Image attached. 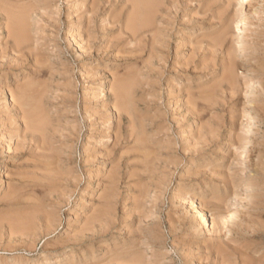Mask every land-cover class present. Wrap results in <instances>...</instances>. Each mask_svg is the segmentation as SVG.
Returning <instances> with one entry per match:
<instances>
[{
	"label": "rangeland",
	"instance_id": "374dc122",
	"mask_svg": "<svg viewBox=\"0 0 264 264\" xmlns=\"http://www.w3.org/2000/svg\"><path fill=\"white\" fill-rule=\"evenodd\" d=\"M133 2L0 0V264H264V0L163 1L135 38Z\"/></svg>",
	"mask_w": 264,
	"mask_h": 264
},
{
	"label": "bare ground",
	"instance_id": "6f19581e",
	"mask_svg": "<svg viewBox=\"0 0 264 264\" xmlns=\"http://www.w3.org/2000/svg\"><path fill=\"white\" fill-rule=\"evenodd\" d=\"M8 1V0H7ZM17 1V0H16ZM23 1V0H22ZM163 1H166V2H169V0H134V2H133V19H132V21L131 22H133V23H131V25H130V27H129V30H130V32H131V35H132V37L133 38H135V37H137V36H139L140 34H141V32L144 30V28H146V27H149L151 24H152V21H153V19L157 16V14H159V12L161 11L160 10V8L163 6ZM12 2V1H11ZM13 2H15V1H13ZM248 2L249 3H251V0H248ZM16 3V2H15ZM248 3V4H249ZM2 4V3H1ZM12 4H14V3H12ZM18 4V3H17ZM16 4V5H17ZM29 4H31V2H29ZM4 5V4H3ZM21 5V4H20ZM164 5H165V3H164ZM175 5V4H174ZM7 7H8V5H6ZM18 6V5H17ZM16 6V7H17ZM2 8V10H4V12L6 13V17H7V19H8V21H9V25L10 24H12V25H17L18 27L20 26V24H22V22H23V20H22V12H15V11H12V10H9L8 8H4V7H1ZM171 10V9H170ZM23 11V10H22ZM97 11V10H96ZM25 13V12H24ZM162 15H163V13H162ZM3 18V17H2ZM30 18V17H29ZM245 18V17H244ZM2 22V21H1ZM244 22V21H243ZM3 23V22H2ZM159 23V22H158ZM29 24V23H28ZM129 24V23H128ZM163 25V24H162ZM158 26V25H157ZM242 26H243V24H242ZM16 28V27H15ZM15 28H13L12 27V34H11V37H13L14 38V40H15V42L16 43H19L20 41H23L22 39H20V31L19 30H16ZM157 28H161V27H157ZM243 28V27H242ZM157 30V29H156ZM219 32V31H218ZM242 33V32H241ZM157 35V34H156ZM183 35V34H182ZM151 36H153V35H151ZM160 37H161V35H160ZM183 37V36H182ZM19 39H20V41H19ZM25 40V39H24ZM19 41V42H18ZM28 41V40H27ZM90 41V40H89ZM147 41V40H146ZM156 42V41H155ZM161 42V41H160ZM180 42V41H179ZM181 42H182V40H181ZM15 43V44H16ZM88 43V42H87ZM140 43H142V42H140ZM90 44V43H89ZM157 44V43H156ZM160 44V43H159ZM7 45V44H6ZM178 45H179V43H178ZM9 46V45H8ZM160 46V45H159ZM182 45L180 44L178 47H181ZM10 47V46H9ZM5 48V47H4ZM84 48V47H83ZM1 49V48H0ZM6 49H8L7 47H6ZM91 49V48H90ZM160 49V48H159ZM9 50H10V48H9ZM161 50V49H160ZM151 51V50H150ZM89 52V51H88ZM239 52H240V54L241 55H243V51H242V49L240 48L239 49ZM5 53V52H4ZM8 53H10V52H8ZM12 53V52H11ZM6 54H7V52H6ZM153 54H155L156 55V53H153ZM162 54V53H161ZM3 55V54H2ZM21 54H19V56H20ZM24 55V54H23ZM82 55V54H81ZM158 55V54H157ZM160 55V54H159ZM158 55V56H159ZM6 57V56H5ZM8 57V56H7ZM12 57V56H11ZM18 57V56H17ZM25 57V56H24ZM16 58V57H15ZM263 58V57H262ZM25 59V58H24ZM23 59V60H24ZM26 60V59H25ZM23 62V61H22ZM83 63V62H82ZM42 66V65H41ZM263 71H264V68H263ZM149 73V72H148ZM147 73V74H148ZM260 73V72H259ZM35 76V75H34ZM117 77V76H116ZM264 77V76H263ZM260 78V77H259ZM114 80V79H113ZM264 80V79H263ZM169 82V81H168ZM23 83V82H22ZM30 84V83H29ZM103 85L102 86H104V84H105V81L102 83ZM31 85H33V84H31ZM259 85V84H258ZM101 86V87H102ZM108 86V85H107ZM101 87H100V89H101ZM261 87H263V86H261ZM16 88V87H15ZM28 88V87H27ZM30 88V87H29ZM22 89V88H21ZM128 89H129V86H124L122 83H121V80H116L115 82H114V85H113V87H112V91H113V94H114V97H115V100H116V104H117V111H118V116H119V118L122 116V112H127V102H126V98H127V96H128ZM11 91V90H10ZM27 91V90H26ZM26 91L25 90H19L18 92H16V94L14 95V98H15V100L18 102V104H19V106L20 107H26V106H28L29 105V100H28V98H27V95H26ZM144 91V90H143ZM264 91V90H263ZM31 92V91H30ZM34 93V92H33ZM41 93V92H40ZM100 94V93H99ZM177 94V93H176ZM247 94V93H246ZM95 95V94H94ZM173 96V95H172ZM246 96V98H244V100L245 99H247L248 98V96L247 95H245ZM244 96V97H245ZM12 97H13V95H12ZM37 97V96H36ZM209 97V96H208ZM32 98V97H31ZM93 98V97H92ZM98 98V97H97ZM176 98V97H175ZM41 99V98H40ZM43 99V98H42ZM132 99V98H131ZM7 100V99H6ZM34 101V100H33ZM94 101H96L95 99H94ZM186 101V100H185ZM211 101V100H210ZM38 102V101H37ZM42 102V101H41ZM173 102V101H172ZM175 102V101H174ZM190 102V101H189ZM189 102H187V104L189 103ZM9 103V102H8ZM36 103V102H35ZM246 103H247V101H246ZM13 104V103H12ZM33 104V103H32ZM173 104V103H172ZM196 104V103H195ZM14 105V104H13ZM16 105V104H15ZM186 105V104H185ZM192 105V104H191ZM10 106V105H9ZM18 106V107H19ZM33 106V105H32ZM38 106V105H37ZM174 106H175V104H174ZM187 106V105H186ZM185 106V107H186ZM190 106V105H189ZM195 106V105H194ZM198 107H199V105H197ZM14 107V106H13ZM35 107H36V105H35ZM51 107V106H50ZM47 109H48V107H46ZM51 108H53V107H51ZM189 108V107H188ZM193 108V107H192ZM262 108V107H261ZM16 109V108H15ZM133 109V108H132ZM186 110H188V109H186ZM249 110V109H248ZM18 111V110H17ZM50 111V110H49ZM129 111V110H128ZM189 111V110H188ZM188 111H187V113H188ZM200 111V110H199ZM203 111V110H202ZM36 110H31V109H28V110H25L24 111V116H23V120H24V123H25V126H26V128H27V130H29L30 132H32V133H35V134H37V135H41V134H43V132H44V125H45V119L43 118V117H41V114L40 113H38V112H36ZM189 112H191V111H189ZM197 112V111H196ZM246 112H247V110H246ZM249 113H247L248 115L250 114V111H248ZM16 113V112H15ZM18 113V112H17ZM20 113V112H19ZM22 113V112H21ZM42 113V112H41ZM50 113V112H49ZM129 113V112H128ZM46 114V113H45ZM200 114V113H199ZM48 115H50V114H48ZM56 115V114H55ZM247 115V116H248ZM249 118H250V116H248ZM16 118V117H15ZM251 118H252V116H251ZM10 119H12V118H10ZM14 119V118H13ZM20 119V118H19ZM58 120H59V118H57ZM61 119V118H60ZM9 120V119H8ZM8 120H7V122H8ZM4 121V120H3ZM18 121V120H17ZM22 121V120H21ZM61 121V120H60ZM59 121V122H60ZM58 122V123H59ZM62 122V121H61ZM60 122V123H61ZM24 123H22V124H24ZM53 122H51V124H52ZM57 123V124H58ZM56 124V125H57ZM48 126V125H47ZM59 126V125H58ZM63 126V125H62ZM216 126V125H215ZM66 127V126H65ZM211 127V126H210ZM132 128V127H131ZM208 128V127H207ZM209 129V128H208ZM50 130H52V129H50ZM56 130V129H55ZM62 130V129H61ZM63 130H67V129H63ZM22 131V130H21ZM90 131H88V133H89ZM92 132V131H91ZM6 133V132H5ZM59 133V132H58ZM57 133V134H58ZM61 133V132H60ZM93 133V132H92ZM21 134V133H20ZM70 134V133H69ZM68 134V135H69ZM4 135V134H3ZM50 135H51V133H50ZM56 135V134H55ZM62 135V134H61ZM71 135V134H70ZM69 135V136H70ZM87 135V134H86ZM143 135V134H142ZM52 136V135H51ZM64 136V135H63ZM72 136V135H71ZM45 137V136H44ZM59 138V137H58ZM87 138V142L85 143L86 144V146L84 147V150H85V152L84 153H88L86 150H89V149H91V148H93L92 146L93 145H91V144H93V141H92V139H91V137H90V135L88 134V137H86ZM144 138H145V135H144ZM60 139H62L61 138V136H60ZM59 139V140H60ZM78 139V138H77ZM99 139V138H98ZM95 140H97V139H95ZM27 141V140H26ZM41 141V140H40ZM39 141V142H40ZM65 141V140H64ZM101 141V140H100ZM147 141V140H146ZM39 142H38V144H39ZM63 142V141H62ZM71 142V141H70ZM102 142V141H101ZM41 143H43V142H41ZM48 143V142H47ZM52 143V142H51ZM54 143H57V142H54ZM73 144V143H72ZM84 144V145H85ZM98 144H100V143H98ZM35 145V144H34ZM60 144H58L57 146H59ZM96 145V144H95ZM51 146V145H50ZM61 146V145H60ZM46 147V146H45ZM53 146H51V148H52ZM56 147V146H55ZM54 147V148H55ZM54 148H52V149H54ZM96 148V147H95ZM56 149H58V147L57 148H55V150ZM155 149V148H154ZM62 150V149H61ZM92 150V149H91ZM102 150V149H101ZM42 151H45V150H42ZM90 152V151H89ZM45 153V152H44ZM57 153H58V151H57ZM64 153V152H63ZM103 153V152H102ZM86 154H85V156H86ZM96 155H97V152L95 153ZM100 154H101V152H100ZM133 154V153H132ZM131 154V155H132ZM200 154H202V153H200ZM137 155V154H136ZM222 155V154H221ZM53 156H55V155H53ZM57 156V155H56ZM92 156V155H91ZM98 156V155H97ZM166 156V155H165ZM200 156V155H199ZM151 157V156H150ZM202 157V156H201ZM201 157H199L200 159H202ZM61 158H62V156H61ZM65 158V157H64ZM89 158H90V156H89ZM137 158V157H136ZM135 158V159H136ZM146 158V157H145ZM144 158V159H145ZM197 158V157H196ZM43 159V158H42ZM212 159V158H211ZM57 160V159H56ZM59 160V159H58ZM143 160V159H142ZM198 160V159H197ZM202 160H204V159H202ZM207 160V159H206ZM42 161V160H41ZM51 161V160H50ZM91 161V160H90ZM191 161V160H190ZM200 161V160H199ZM53 162H55L54 160H53ZM58 162V161H57ZM61 162H62V160H61ZM138 162V161H137ZM192 162V161H191ZM194 162H195V159H194ZM197 162V161H196ZM204 162V161H203ZM215 162V161H214ZM46 163V162H45ZM52 163V162H51ZM140 163V162H139ZM202 163V162H201ZM213 163V162H212ZM41 164H42V162H41ZM102 164L104 165V163L102 162ZM194 164V163H193ZM165 165V164H164ZM44 166V165H43ZM49 166H51V165H49ZM53 166V165H52ZM54 167H56V166H54ZM141 167V166H140ZM165 167V166H164ZM52 169V168H51ZM162 169V168H161ZM40 170V169H39ZM42 170V169H41ZM50 170V169H49ZM90 170V169H89ZM135 170V169H134ZM138 170V169H137ZM136 171V170H135ZM42 172V171H41ZM47 172V171H46ZM165 172V171H164ZM168 172V171H167ZM87 173V172H86ZM110 174V173H109ZM156 174V173H155ZM96 175V174H95ZM43 176V175H42ZM112 176V175H111ZM114 176V175H113ZM97 177V176H96ZM95 177V178H96ZM111 180V179H110ZM109 180V181H110ZM118 180V179H117ZM164 180V179H163ZM98 181V180H97ZM41 182V181H40ZM115 182V181H114ZM100 183V182H99ZM99 183L97 184V185H99ZM110 182H108V184H109ZM158 185V184H157ZM0 186H1V183H0ZM88 186V185H87ZM86 186V187H87ZM101 186H102V184H101ZM112 186V185H111ZM115 186V185H114ZM113 186V187H114ZM245 186V185H244ZM247 186V185H246ZM18 187V186H17ZM34 187V186H33ZM89 187V186H88ZM110 187V186H109ZM158 188V187H157ZM11 189H13V188H11ZM85 189V188H84ZM48 190V189H47ZM89 190V189H88ZM179 190V189H178ZM85 191V190H84ZM178 192H180V191H178ZM90 193V192H89ZM88 193V194H89ZM142 193V192H141ZM144 193V192H143ZM176 193H177V191H176ZM182 193H183V190H182ZM85 194V193H84ZM87 194V193H86ZM105 194H107V193H105ZM104 194V195H105ZM146 194H148V193H146ZM145 194V195H146ZM178 194H180V193H178ZM60 195V194H59ZM100 195V194H99ZM103 195V196H104ZM177 195V194H176ZM181 195V194H180ZM69 196V195H68ZM102 196V197H103ZM187 196V195H186ZM63 197H64V195H63ZM84 197H86V196H84ZM110 197H111V195H110ZM137 197V196H136ZM60 198H62V197H60ZM68 198V197H67ZM143 198V197H142ZM99 199H101V198H99ZM105 200V199H104ZM112 199H110L109 201H111ZM36 201V200H35ZM59 201V200H58ZM100 201V200H99ZM114 201V200H113ZM112 201V202H113ZM191 201V200H190ZM56 202V201H55ZM89 202V201H88ZM106 202V201H105ZM104 202V203H105ZM135 202V201H134ZM87 203V202H86ZM85 203V204H86ZM43 204V203H42ZM41 204V205H42ZM77 205L79 204L78 202L76 203ZM93 204V203H92ZM99 204V203H98ZM97 204V205H98ZM107 204V203H106ZM49 205V204H48ZM76 205V206H77ZM87 205V204H86ZM113 205H114V203H113ZM132 205V204H131ZM43 206V205H42ZM41 206V207H42ZM102 206V205H101ZM106 206V205H105ZM34 207V206H33ZM44 207V206H43ZM103 207V206H102ZM107 207V206H106ZM105 207V208H106ZM109 207H110V205H109ZM114 207V206H113ZM131 207V206H130ZM52 208V207H51ZM80 208V207H79ZM84 208V207H83ZM96 208V207H95ZM53 209V208H52ZM39 210H41V209H39ZM87 210V206H85V209H84V213H85V211ZM90 210V209H89ZM89 210L88 211H86V212H89ZM196 210V209H195ZM23 211V210H22ZM46 211V210H45ZM44 211V212H45ZM96 211H98V210H96ZM100 211V210H99ZM106 211V210H105ZM129 211V210H128ZM41 212H43V211H41ZM197 212V211H196ZM36 213V212H35ZM78 213H79V209L77 208V210H76V207L74 208V211H73V213H71V215H78ZM82 213V212H81ZM90 213V212H89ZM98 213V212H97ZM44 214V213H43ZM93 214H94V212H93ZM101 214H103V213H101ZM196 214V213H195ZM201 214V213H200ZM200 214H199V216H200ZM219 214H221V213H219ZM25 215V214H24ZM46 215V214H45ZM70 215V216H71ZM83 215V214H82ZM82 215H81V217H82ZM204 215H205V213H204ZM231 215V214H230ZM48 216V215H47ZM46 216V217H47ZM70 216L68 217V222L67 223H73L72 221H70ZM80 216V215H79ZM96 216V215H95ZM198 216V215H197ZM38 217V216H37ZM36 217V218H37ZM45 217V218H46ZM54 217V216H53ZM74 217V216H73ZM84 217V216H83ZM87 217V216H86ZM102 217H104V215L102 216ZM202 217H203V215H202ZM121 218V217H120ZM228 218V217H227ZM226 218V219H227ZM48 219H50V218H48ZM87 219V218H86ZM202 219V218H201ZM47 220V219H46ZM83 220V219H82ZM99 221V217H97L96 219H95V221ZM255 220V219H254ZM84 221V220H83ZM223 221V220H222ZM221 221V222H222ZM76 222V221H75ZM110 222H111V220H110ZM14 223V222H13ZM17 223V222H16ZM43 223V222H42ZM45 223V222H44ZM52 223V222H51ZM82 223V222H81ZM83 223H85V221L83 222ZM17 224H19V222L17 223ZM20 225V224H19ZM38 225V224H37ZM40 225V224H39ZM92 225V224H91ZM104 225V224H103ZM109 225V224H108ZM172 225V224H171ZM27 226V225H26ZM87 226V225H86ZM39 227V226H38ZM92 227V226H91ZM199 227V226H198ZM111 228H112V226H111ZM201 228V227H200ZM84 229V228H83ZM89 229V228H88ZM92 229V228H91ZM113 229V228H112ZM175 230V229H174ZM204 230V229H203ZM101 231V230H100ZM34 232V231H33ZM84 232V231H83ZM92 232V231H91ZM105 232V231H104ZM93 233V232H92ZM227 233V232H226ZM115 234V233H114ZM260 235V234H259ZM214 236V235H213ZM263 236V235H262ZM114 237V236H113ZM226 237V236H225ZM111 238V237H110ZM110 238H108V239H110ZM117 238V237H116ZM228 238H229V236H228ZM106 239V238H105ZM130 241V240H129ZM134 241V240H133ZM230 241V240H229ZM106 242V241H105ZM116 242V241H115ZM114 242V243H115ZM131 242V241H130ZM138 242V241H137ZM187 242V241H186ZM195 242V241H194ZM231 242V241H230ZM106 243H108V242H106ZM183 243H184V241H183ZM182 243V244H183ZM215 243V242H214ZM226 243V242H225ZM117 244V243H116ZM129 244V243H128ZM212 244V243H211ZM223 244V243H222ZM262 244L263 243H261L260 245L262 246ZM134 245H136V244H134ZM68 246V245H67ZM76 246V245H75ZM103 246V245H102ZM106 246V245H105ZM117 246V245H116ZM124 246V245H123ZM122 246V247H123ZM129 246V245H128ZM194 246V245H193ZM214 246H215V244H214ZM260 246V247H261ZM73 247V246H72ZM210 247V246H209ZM115 248V247H114ZM124 248V247H123ZM126 248V247H125ZM130 248H131V246H130ZM135 248V247H134ZM136 248H137V246H136ZM175 248V247H174ZM177 248V247H176ZM187 248V247H186ZM193 248V247H192ZM212 248V247H211ZM224 248V247H223ZM246 248V247H245ZM70 249V248H69ZM127 249V248H126ZM128 249H129V247H128ZM133 249V248H132ZM178 249H180V248H178ZM210 249V248H209ZM213 249V248H212ZM256 249V248H255ZM71 250V249H70ZM116 250V249H115ZM211 250V249H210ZM259 250V249H258ZM262 250L264 251V249L262 248ZM114 251V250H113ZM124 251V250H123ZM136 251V250H135ZM182 251V250H181ZM184 251V250H183ZM226 251V250H225ZM249 251V250H248ZM253 251V250H252ZM131 252H132V250H131ZM247 252V251H246ZM246 252H245V254H246ZM249 252H251V251H249ZM257 252H260V251H257ZM71 253H72V251H71ZM82 253V252H81ZM113 253V252H112ZM121 253H125V252H121ZM133 253V252H132ZM136 254H137V252H135ZM139 253V252H138ZM185 253V252H184ZM193 253V252H192ZM207 253H208V251H207ZM215 253V252H214ZM227 253H228V251H227ZM232 253V252H231ZM243 253H244V251H243ZM69 254H70V252H69ZM129 254V253H128ZM252 254H255V253H252ZM260 254V253H259ZM66 255V254H65ZM72 255V254H71ZM70 255V257H72ZM121 255H123V254H121ZM221 255V254H220ZM220 255H218V256H220ZM232 255V254H231ZM234 255V254H233ZM232 255V256H233ZM248 255V254H247ZM256 255V254H255ZM258 255V254H257ZM45 255H43V257H44ZM77 256V255H76ZM127 255H125V257H126ZM130 256H131V254H130ZM129 256V257H130ZM140 256H142V255H140ZM207 256V255H206ZM230 256V255H229ZM235 256V255H234ZM240 256V255H239ZM42 257V258H43ZM83 257H84V255H83ZM114 257V256H113ZM134 257H136V256H134ZM134 257H133V259H134ZM188 257H189V255H188ZM200 257H201V255H200ZM205 257V256H204ZM211 257V256H210ZM217 257V256H216ZM225 257V256H224ZM237 257V256H236ZM48 258V257H47ZM77 258H78V256H77ZM138 258V257H137ZM220 258V257H219ZM44 259V258H43ZM45 259H46V257H45ZM105 259V258H104ZM112 259V258H111ZM116 259H118V258H116ZM116 259L114 260V261H116ZM120 259H121V257H120ZM119 259V260H120ZM131 259V258H130ZM136 259V258H135ZM147 259V258H146ZM192 259V258H191ZM190 259V260H191ZM206 259V258H205ZM215 259V258H214ZM244 259V258H243ZM242 259V260H243ZM255 259V258H254ZM257 259V258H256ZM261 259V261H262V258H260ZM259 259V260H260ZM48 260V259H47ZM121 260H123V259H121ZM132 260V259H131ZM130 260V261H131ZM138 260V259H137ZM137 260H134V262L132 263V264H134V263H137ZM149 260V259H148ZM193 260V259H192ZM198 260V259H197ZM201 260V259H200ZM41 261H43V260H41ZM40 261V262H41ZM105 261V260H104ZM124 261V260H123ZM129 261V262H130ZM203 261V260H202ZM219 261V260H218ZM220 261H221V259H220ZM244 261H246V260H244ZM2 262V261H1ZM34 262V261H33ZM44 262H46V260H44ZM101 262V261H100ZM132 262V261H131ZM131 262L129 263V264H131ZM158 262V261H157ZM191 261H189V263H190ZM259 262V261H258ZM264 262V261H263ZM35 263V262H34ZM34 263H32V264H34ZM115 263V262H114ZM121 263V262H120ZM119 263V264H120ZM140 263V262H139ZM142 263V262H141ZM144 263V262H143ZM147 263V262H146ZM187 263V262H186ZM186 263H184V264H186ZM188 263V264H189ZM36 264H39V262H37ZM42 264H43V262H42ZM107 264H109V263H107ZM118 264V263H117ZM127 264V263H126ZM145 264V263H144ZM157 264V263H156ZM163 264V263H162ZM183 264V263H182ZM196 264V263H195Z\"/></svg>",
	"mask_w": 264,
	"mask_h": 264
}]
</instances>
